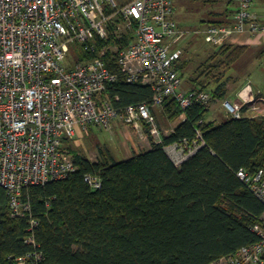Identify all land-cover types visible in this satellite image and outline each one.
<instances>
[{
	"label": "trees",
	"instance_id": "trees-1",
	"mask_svg": "<svg viewBox=\"0 0 264 264\" xmlns=\"http://www.w3.org/2000/svg\"><path fill=\"white\" fill-rule=\"evenodd\" d=\"M205 4L216 6L217 1ZM237 10L225 6L223 13H211L203 24L232 26ZM130 39L119 44L125 47ZM96 42L99 50L94 53L72 46L76 60L99 57L113 38ZM213 47L214 53L191 75L186 76L189 62L182 56L176 67L188 88L184 92L207 91L214 100H223L228 97L225 73L249 46ZM118 54L108 53L103 60L117 75L105 96L119 114L130 106L147 105L160 126L178 123L162 143L154 140L145 123L150 149L122 161L108 149H101L96 162L74 152L77 169L67 179L24 189L23 200L39 221L34 236L44 256L40 264H215L258 243L254 227L262 224L264 205L238 173L264 169V115L249 116V105L241 119L230 117L218 124L207 121V105L184 111L170 98L162 109L154 108L155 92L126 81ZM256 58L263 61L264 47ZM199 132V142L205 145L176 166L166 147L198 141ZM87 176L98 178L101 188L93 189ZM29 228L28 220L11 216L9 196L0 187V264H17L33 251L27 243Z\"/></svg>",
	"mask_w": 264,
	"mask_h": 264
},
{
	"label": "built area",
	"instance_id": "built-area-1",
	"mask_svg": "<svg viewBox=\"0 0 264 264\" xmlns=\"http://www.w3.org/2000/svg\"><path fill=\"white\" fill-rule=\"evenodd\" d=\"M237 1L232 26H210L199 32L208 44L236 43L241 37L264 34L252 10L254 0ZM183 33L175 19V0H126L124 4L116 0H0V187L9 196L11 216L28 220L27 243L33 246L17 264H40L44 259L34 236L39 221L31 204L23 200L24 189L67 179L76 171L66 145L77 129L111 130L115 120L124 117L142 139L148 138L146 123L155 141L163 142L147 105L130 106L120 115L105 96L117 75L108 70L104 56L119 53L117 62L126 81L155 92L154 108L162 109L170 98L184 111L210 103V92L182 90L176 66L182 56L178 44ZM126 36L131 41L121 48L114 39ZM97 38H113V43L104 45L95 59L76 60L72 46L94 53L99 50ZM249 105L258 110L251 84L239 100L222 102L234 119H241L242 109ZM184 119L182 115L180 120ZM198 139L166 147L176 166L205 145L199 142L200 132ZM238 177L264 205V169L254 174L241 170ZM86 181L93 189L101 188L98 178L87 176ZM254 232L258 243L215 264H264V217Z\"/></svg>",
	"mask_w": 264,
	"mask_h": 264
},
{
	"label": "rangeland",
	"instance_id": "rangeland-1",
	"mask_svg": "<svg viewBox=\"0 0 264 264\" xmlns=\"http://www.w3.org/2000/svg\"><path fill=\"white\" fill-rule=\"evenodd\" d=\"M116 1L118 4L126 2V0ZM206 1L215 0H175V19L179 22L180 29L185 32L178 46L182 49V59L189 62L186 76L191 75L203 62H206L216 49V47L209 45L205 41V36L199 32L207 28V25L203 24V22L210 20V14L214 12L223 13L226 5H224L225 1L221 0H217L216 6L206 5ZM255 4L259 3L255 0ZM252 10L254 13L259 14L262 9L259 6H253ZM128 37L130 38V36L124 38ZM124 38L117 37L114 41H118L117 43L119 44ZM235 41L230 44L247 45L249 46V51L231 70L225 73L224 80L227 82L228 91L227 99L233 101L234 99L239 100L240 94L248 84H251L253 88H260L264 93V59L263 61H258L256 58L257 53L264 47L263 36H253L251 38L246 36L238 39L236 43ZM222 72L221 70L219 73ZM182 90H188L184 81ZM224 100L226 99L214 100L213 97L211 98L210 103L207 105L210 109L207 121H215L218 124H222L230 118L223 107H218L222 105ZM250 109L249 116L264 113V106H258L256 111L253 106ZM243 114H245L244 111ZM177 123L178 121L161 126L158 124L161 136L169 135L171 129ZM150 145L148 138L142 139L136 129L126 124L124 117H121L115 120L111 130L97 127H90L86 130L77 129L76 137L67 141L66 148L73 157L75 155L74 152H76L81 157L96 162L100 159L101 149H108L116 160L122 161L131 158L137 153L146 151Z\"/></svg>",
	"mask_w": 264,
	"mask_h": 264
},
{
	"label": "crops",
	"instance_id": "crops-1",
	"mask_svg": "<svg viewBox=\"0 0 264 264\" xmlns=\"http://www.w3.org/2000/svg\"><path fill=\"white\" fill-rule=\"evenodd\" d=\"M215 1H217V0H215ZM221 1H225V4L224 5H226V7L228 6V8H229V10H231V11H235V10H237V7H238V3H237V1L236 0H221ZM226 1H228L227 3H226ZM257 1V3H259V4H255V0H254V5L253 6H259L262 10L259 12V14L258 13H256L258 16H259V18H260V22L262 23V25L264 26V0H256ZM231 2H232V4H231ZM230 4V5H229ZM177 21V20H176ZM178 22V21H177ZM178 24H179V22H178ZM179 26H180V24H179ZM263 36V40H264V34L262 35ZM244 44V43H243ZM251 45V44H250ZM258 45V44H257ZM263 45H264V43H263ZM263 48V47H262ZM247 87V85L245 86V88ZM252 87V86H251ZM252 91H253V94H254V98H255V100H256V104L259 106V107H262V106H264V93H263V91L260 89V88H253L252 87ZM234 100H236V99H234ZM237 101V100H236ZM219 108L220 107H222V105H220V106H218ZM250 113V112H249ZM263 115H264V113H262ZM150 147H151V145L148 147V149H150ZM147 149V150H148Z\"/></svg>",
	"mask_w": 264,
	"mask_h": 264
}]
</instances>
